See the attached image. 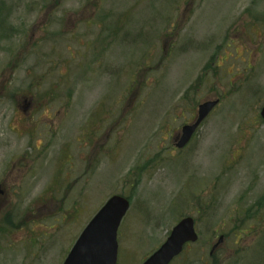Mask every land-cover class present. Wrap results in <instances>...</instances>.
I'll return each mask as SVG.
<instances>
[{"label":"rangeland","instance_id":"1","mask_svg":"<svg viewBox=\"0 0 264 264\" xmlns=\"http://www.w3.org/2000/svg\"><path fill=\"white\" fill-rule=\"evenodd\" d=\"M0 8V264H62L113 195L117 264L185 217L198 242L172 264H264V0Z\"/></svg>","mask_w":264,"mask_h":264},{"label":"water","instance_id":"2","mask_svg":"<svg viewBox=\"0 0 264 264\" xmlns=\"http://www.w3.org/2000/svg\"><path fill=\"white\" fill-rule=\"evenodd\" d=\"M218 103V99L208 100L198 106L195 121L182 126L179 136L175 138L174 145L177 149H182L189 143ZM259 115L264 120V105ZM128 209L129 202L126 198L111 196L81 231L62 264H116L117 232ZM197 238L193 219L184 218L172 228L165 242L141 264H170L181 254L186 243H194ZM222 241L223 238L220 237L211 254Z\"/></svg>","mask_w":264,"mask_h":264},{"label":"flooded vegetation","instance_id":"3","mask_svg":"<svg viewBox=\"0 0 264 264\" xmlns=\"http://www.w3.org/2000/svg\"><path fill=\"white\" fill-rule=\"evenodd\" d=\"M0 186H1V189H2V194L1 195H3L4 194V187L2 185H0Z\"/></svg>","mask_w":264,"mask_h":264},{"label":"trees","instance_id":"4","mask_svg":"<svg viewBox=\"0 0 264 264\" xmlns=\"http://www.w3.org/2000/svg\"><path fill=\"white\" fill-rule=\"evenodd\" d=\"M0 10H1V8H0ZM7 223H9V222L7 221Z\"/></svg>","mask_w":264,"mask_h":264}]
</instances>
